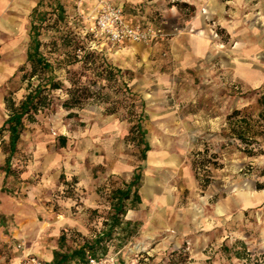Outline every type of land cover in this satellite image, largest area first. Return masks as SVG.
Here are the masks:
<instances>
[{"label":"rangeland","instance_id":"374dc122","mask_svg":"<svg viewBox=\"0 0 264 264\" xmlns=\"http://www.w3.org/2000/svg\"><path fill=\"white\" fill-rule=\"evenodd\" d=\"M38 1L40 51L61 88L50 92L34 122H26L9 176L0 141V264L25 255L23 240L13 236L19 207L27 217L40 210L58 219L80 215L99 233L107 228L112 191L136 171L142 173L141 203L125 219L140 225L124 247L115 239L121 229L104 240L97 254L107 264H174L181 252L184 264L264 261V137L252 145L262 153L249 156L233 132L241 115L229 119L241 111L255 127L261 124L264 87L240 81L218 57L192 61L174 50L176 42L205 36L191 22L203 0H110L128 23L161 31L150 41L120 45L96 36L95 0H0V127L8 118L6 99L20 102L29 92L27 11ZM125 10L144 24L129 22ZM212 39L215 48L233 44L220 27L212 28ZM93 51L118 69L117 82L83 65ZM72 78L97 80L93 89L103 92L66 108ZM40 81L39 75L31 80L33 86ZM199 153L209 162L197 172ZM92 192L97 203L87 206Z\"/></svg>","mask_w":264,"mask_h":264},{"label":"crops","instance_id":"0c3cea01","mask_svg":"<svg viewBox=\"0 0 264 264\" xmlns=\"http://www.w3.org/2000/svg\"><path fill=\"white\" fill-rule=\"evenodd\" d=\"M197 3L199 12L191 22L199 31H204L205 36L194 35L186 38L185 40L189 42L180 41L179 46L176 42L175 53L190 57L192 61L211 62L218 57L227 68L232 67L234 76L240 81H248L254 88L264 87V0H203ZM40 4L41 1H38L27 11L31 18L28 47L31 42V25H36ZM124 13L129 22L144 24L140 16L135 17L126 10ZM214 27L224 29L233 39L229 49L214 47L213 39L211 40V31ZM260 136L264 137V134L256 138ZM136 172L141 174L142 180V173ZM97 200V194L92 192L87 206L96 205ZM16 214L19 216L18 227L15 228L13 236L23 240L26 245L24 257L34 255L41 259L43 264L53 263L57 256L59 258L65 256L63 264H87L89 253L98 257L97 251H91L87 246L109 230L106 228L99 233L90 231L82 222L80 215L58 219L49 212L40 210L38 214L45 218L40 221L37 213L27 217L26 212L20 207ZM128 221L132 224L125 233L130 232L133 237L135 229L140 224L130 219Z\"/></svg>","mask_w":264,"mask_h":264},{"label":"trees","instance_id":"16d2710c","mask_svg":"<svg viewBox=\"0 0 264 264\" xmlns=\"http://www.w3.org/2000/svg\"><path fill=\"white\" fill-rule=\"evenodd\" d=\"M40 28L41 25H31V42L27 50V63L31 65V72L25 75L29 80V92L20 102H16L13 98L6 99L8 118L0 127V141L3 144V152L7 156L4 165L6 176H9L13 172L12 159L18 150L21 136L26 128V122H34L36 115L49 105L50 92L61 88V85L54 81V67L52 63L40 51V41L38 40ZM78 44L79 43H77L73 50L76 57L77 50L81 48ZM81 61L83 65L90 64L96 71L97 77L105 79L108 82H117L118 69L111 66L97 52H86ZM37 75H39L41 81L37 86H33L31 80ZM42 75H44V77H41ZM93 84L96 85L97 80L91 81V83L88 84V82L81 83V79L72 78L71 87L67 89L69 98L65 101L64 106L69 109L80 107L82 103L87 102L91 98H97V95L100 96L103 90L97 91L93 89ZM259 104L264 106V96L259 99ZM239 115H241V119L238 121L239 129H233V132H235L241 142L246 145V148L244 149L245 152L249 154V156L262 153L261 150H256V146L260 144L257 141L256 136L264 134V121H261V124L255 127L251 124V118L241 111H235L229 119ZM137 130L142 136L143 133L141 132L140 124H137ZM5 135L8 136L7 140L4 139ZM142 143L145 145L142 153L144 159L146 152L148 151V144L144 139H142ZM254 144H256V146H252ZM199 155L203 158L195 163L197 172L204 169L209 162L206 159V153H199ZM204 182L208 184L210 181L209 179H205ZM140 183L141 174L136 172L132 180L126 184L124 188H117L112 191V195L110 196V209L107 221L105 222V225L109 230L103 233V235L93 243L94 245L92 243L89 244L87 246L89 250L97 251L98 248L102 246L104 240L113 238L116 230L119 229H121V232L115 237V239L119 241L118 246H124L130 241V232L127 234L124 232L132 223L125 218L130 209L135 208L141 203V197L138 192ZM259 188L261 189L262 185H259ZM64 258L65 256H60V258L57 256V259L51 264H63ZM178 258L179 260L174 264H184L185 259L183 258L182 252L179 253ZM255 264H264V261Z\"/></svg>","mask_w":264,"mask_h":264},{"label":"built area","instance_id":"2783aa9c","mask_svg":"<svg viewBox=\"0 0 264 264\" xmlns=\"http://www.w3.org/2000/svg\"><path fill=\"white\" fill-rule=\"evenodd\" d=\"M96 6L91 14L94 31L97 37L105 38L113 45L125 42H147L161 34L160 30L143 28L140 25L128 23L120 7L113 5L110 0H95ZM16 264H43L34 255L20 259ZM87 264H107L104 259L95 255H87Z\"/></svg>","mask_w":264,"mask_h":264},{"label":"bare ground","instance_id":"6f19581e","mask_svg":"<svg viewBox=\"0 0 264 264\" xmlns=\"http://www.w3.org/2000/svg\"><path fill=\"white\" fill-rule=\"evenodd\" d=\"M143 247H144V246H143ZM143 247H142V246H136V249H137V250H142Z\"/></svg>","mask_w":264,"mask_h":264}]
</instances>
